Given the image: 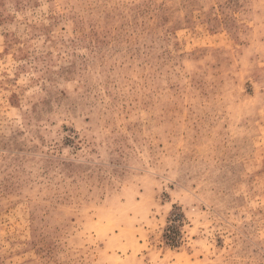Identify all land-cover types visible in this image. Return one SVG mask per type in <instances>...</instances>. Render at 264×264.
<instances>
[{"label":"rangeland","instance_id":"rangeland-1","mask_svg":"<svg viewBox=\"0 0 264 264\" xmlns=\"http://www.w3.org/2000/svg\"><path fill=\"white\" fill-rule=\"evenodd\" d=\"M0 264H264V0H0Z\"/></svg>","mask_w":264,"mask_h":264}]
</instances>
